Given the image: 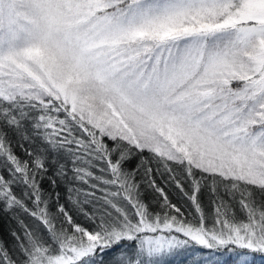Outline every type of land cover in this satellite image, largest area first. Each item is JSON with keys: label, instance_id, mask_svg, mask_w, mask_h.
Masks as SVG:
<instances>
[{"label": "snow or ice", "instance_id": "snow-or-ice-1", "mask_svg": "<svg viewBox=\"0 0 264 264\" xmlns=\"http://www.w3.org/2000/svg\"><path fill=\"white\" fill-rule=\"evenodd\" d=\"M4 219L0 264H264V0H0Z\"/></svg>", "mask_w": 264, "mask_h": 264}, {"label": "trees", "instance_id": "trees-1", "mask_svg": "<svg viewBox=\"0 0 264 264\" xmlns=\"http://www.w3.org/2000/svg\"><path fill=\"white\" fill-rule=\"evenodd\" d=\"M167 177H165L166 179ZM156 179L158 180V182L163 183V181L161 180V178L159 176L156 177ZM174 187V186H173ZM173 199H178L179 197L176 195L175 192L172 193ZM15 223H9L6 219L0 221V239H4L7 237V232L10 228L15 227Z\"/></svg>", "mask_w": 264, "mask_h": 264}]
</instances>
